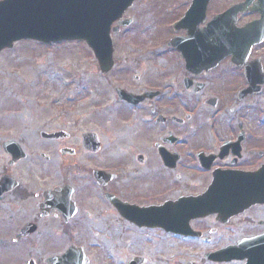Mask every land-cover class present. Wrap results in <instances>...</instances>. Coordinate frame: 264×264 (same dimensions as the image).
Wrapping results in <instances>:
<instances>
[{"label": "flooded vegetation", "instance_id": "1", "mask_svg": "<svg viewBox=\"0 0 264 264\" xmlns=\"http://www.w3.org/2000/svg\"><path fill=\"white\" fill-rule=\"evenodd\" d=\"M243 1L214 12L212 0L206 22ZM261 17L258 11L238 15L236 26L243 28L248 23L262 21ZM258 31L259 36L263 35V21ZM181 36L184 34H178ZM258 41L246 58L236 62L232 55L225 56L202 73L186 74L181 61V87L185 92L180 91L182 106L175 102V93L168 95L166 87L156 86L150 78H143L145 74L135 73L133 83L121 87L134 96L135 103L120 102V122L111 124L110 128L106 121L98 124L87 117H70L67 122L59 118L55 130H48L56 132L57 137L39 139L43 141L39 144L43 149L39 158L44 163H56L58 183L46 173H43L49 179L46 184L43 178H39L42 184L34 180L32 155L25 146L26 138L20 139L18 143L26 157L18 160L5 155L0 165V176H8L14 185L0 193V247L21 249L16 264H47L52 257L63 258L69 249L73 254H81V259L63 264H156L153 249L135 241H126L123 243H128L126 248L121 246L112 253L106 250L97 253L84 242L73 241V237L98 235L97 228L88 229L78 223L97 218L109 220L112 226L104 229L114 233H160L163 239L179 246L175 251L177 258L182 257V264H221L204 258L228 245L218 246L214 240H231L239 220L260 207H253L225 223L217 215L198 219L192 212H185L180 215L184 220L181 223L187 221L190 236L166 234L162 227L167 218L163 213L167 207L189 210L193 205L182 201L199 197L209 187L214 172L251 173L264 165V138L260 137L264 132H254L240 124L227 123L224 127L222 119L216 121L213 115L212 120L197 125L196 115L192 114L202 113L201 107H205L220 117L227 112L244 111L264 100V37ZM246 67L249 69L245 70ZM188 105L194 109L190 110ZM184 111V118H179L178 112ZM207 116L205 119L210 115ZM239 117L247 119L243 112ZM85 124L87 128L82 129ZM87 133L91 134L92 148L84 141ZM205 159L211 162L203 166L200 160ZM187 169L189 174L185 175L183 171ZM194 170L201 174L198 181L191 176L190 171ZM96 172H102V179L95 176ZM8 225L14 229L8 231ZM194 233L201 235L194 237ZM56 239L66 244L60 254L52 252L55 249L52 240ZM0 264H12V261L0 254Z\"/></svg>", "mask_w": 264, "mask_h": 264}, {"label": "rangeland", "instance_id": "2", "mask_svg": "<svg viewBox=\"0 0 264 264\" xmlns=\"http://www.w3.org/2000/svg\"><path fill=\"white\" fill-rule=\"evenodd\" d=\"M214 1L212 11L218 12L223 6L240 0ZM189 4L190 0L136 1L124 15L125 18L130 17L133 20L131 27L113 38L116 67L108 76L100 74L90 49L83 43L70 42L48 48L32 41L21 42L13 49L1 52L0 144L8 138L17 141L26 138L25 146L29 148L35 165L34 180H46L44 183L39 181V184H46L49 179L58 183L59 168L56 163H44L38 157V154L43 152L39 145L43 142L38 140V134L40 131L55 130L59 118L67 122L70 117H87L91 122L98 124L106 121L110 128L111 124L120 122L119 117L116 120L115 117L121 109H117L118 104L112 88L122 85L127 87L129 83H133L132 76L135 73L145 74L143 78L146 77V80L150 78V82L153 80L156 86L166 87L168 95L173 96L175 93V102L182 106L184 103L181 101V92H185L181 87V59L175 53H170V50L163 46V42L170 38V34L173 35L168 31L167 23L180 18L183 14L181 12ZM142 81L143 79V85ZM141 83L139 86H142ZM188 108L194 109L189 105ZM201 108L202 113H192L196 115L194 120L197 125L204 120L214 118L217 121L221 118L224 127L227 123L234 126L240 124L253 129L254 132H264V100L253 107L248 106L244 111H237L235 114L227 112L220 117L205 107ZM242 112L247 117L246 120L240 119ZM184 115L185 111L178 112L179 118H184ZM206 115L210 116L205 119ZM128 121L131 123L133 120ZM83 128H87V124L83 125ZM260 137L264 138V135ZM111 147L115 148V145ZM3 157L5 153L0 145V165ZM51 158L57 161L55 156ZM43 173H46L49 179L43 176ZM183 173L189 174L188 169ZM190 173L196 181L201 177L198 170ZM78 223L88 229L97 228L99 234L93 237L84 236L82 239L73 237V241L84 242L97 253L105 250L109 253L117 252V248L128 246V243L123 245L126 241H135L137 245H148L153 249L156 264H182V257L177 258L178 253L175 251L179 246L163 239L160 233H114L104 229L112 226L106 219H82ZM7 228L8 231L14 229L9 225ZM263 232L264 206L253 209L239 220L231 240L222 238L221 241H214L218 246L233 244L243 236L252 237ZM52 243L55 246L52 252L56 254L65 249L66 244L57 239L52 240ZM202 247L205 250L206 247ZM20 250L15 246L0 247V254L8 256L12 264H16L21 256ZM36 255L40 256L39 252Z\"/></svg>", "mask_w": 264, "mask_h": 264}, {"label": "water", "instance_id": "3", "mask_svg": "<svg viewBox=\"0 0 264 264\" xmlns=\"http://www.w3.org/2000/svg\"><path fill=\"white\" fill-rule=\"evenodd\" d=\"M134 1L136 0L2 1L0 2V51L12 48L14 43L22 39L40 43L82 41L92 49L101 72L108 74L114 65L110 35L130 23L129 19L122 20V15ZM252 1L246 0L243 5L234 6L225 14V18L218 21L215 19V23L212 22L207 28L198 30L210 1L191 0L192 4L186 15L174 26L175 31L186 30L188 36L183 39H173L168 44L183 57L188 72L198 74L209 70L214 67L215 62L230 52L234 57H246L248 49L258 42L257 30L261 22H255L239 30L234 27V20L231 19L238 12H244ZM259 10L264 15V0H260ZM116 21L118 26L111 29L110 26ZM117 94L122 100L132 102V95L129 96L124 91H117ZM47 136L41 134L45 139L48 138ZM3 149L13 157L19 158L23 155L22 150L12 142L4 143ZM8 184L6 178H2L0 191H4ZM189 202L197 205L195 213L199 218L216 213L223 222L255 205H263L264 167L251 175L230 173L216 177L204 195ZM172 212L169 210L167 213L178 217L179 211ZM171 226L176 228L170 227L168 230H178L176 224ZM179 229L183 233H188L184 227ZM238 245V248H227L207 256V259L215 262L244 259L249 263L264 261V236L254 240L243 239ZM79 257V254H73L69 250L61 260L52 259L48 264L72 263Z\"/></svg>", "mask_w": 264, "mask_h": 264}]
</instances>
